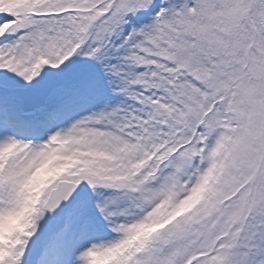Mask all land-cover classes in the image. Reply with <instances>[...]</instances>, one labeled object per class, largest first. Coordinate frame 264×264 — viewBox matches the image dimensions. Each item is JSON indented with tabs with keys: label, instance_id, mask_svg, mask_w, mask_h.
Returning <instances> with one entry per match:
<instances>
[{
	"label": "snow or ice",
	"instance_id": "snow-or-ice-1",
	"mask_svg": "<svg viewBox=\"0 0 264 264\" xmlns=\"http://www.w3.org/2000/svg\"><path fill=\"white\" fill-rule=\"evenodd\" d=\"M0 264H264V0H0Z\"/></svg>",
	"mask_w": 264,
	"mask_h": 264
}]
</instances>
